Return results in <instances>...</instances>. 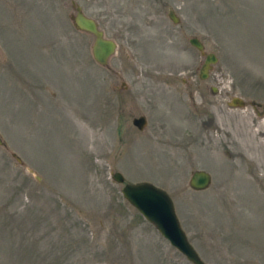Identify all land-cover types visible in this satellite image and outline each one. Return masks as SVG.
<instances>
[{
    "label": "rangeland",
    "instance_id": "rangeland-1",
    "mask_svg": "<svg viewBox=\"0 0 264 264\" xmlns=\"http://www.w3.org/2000/svg\"><path fill=\"white\" fill-rule=\"evenodd\" d=\"M263 119L264 0H0V264H192L121 194L141 180L204 262L264 264Z\"/></svg>",
    "mask_w": 264,
    "mask_h": 264
},
{
    "label": "water",
    "instance_id": "water-1",
    "mask_svg": "<svg viewBox=\"0 0 264 264\" xmlns=\"http://www.w3.org/2000/svg\"><path fill=\"white\" fill-rule=\"evenodd\" d=\"M74 10L71 20L76 29L85 31L93 36L90 46L92 58L98 64H105L107 59L115 52L116 43L113 39L105 37L102 30L99 29L96 21L86 15L78 4L71 1ZM168 15L175 21V16L171 9H168ZM188 42L200 52L203 51V44L195 37L188 38ZM216 60L212 52L204 54L203 60L198 68V77L206 78L211 64ZM230 105H243L244 100L239 96L232 95L229 98ZM131 123L138 129H142L146 123L143 114L133 116ZM2 142L0 138V143ZM111 178L116 182H123V176L118 171H113ZM210 183V174L204 169H194L190 172L187 184L194 190L204 189ZM123 197L163 236L173 247H175L192 264H207L204 262L192 244L186 237L176 216L173 202L168 193L159 186L146 181L124 182L120 188Z\"/></svg>",
    "mask_w": 264,
    "mask_h": 264
},
{
    "label": "bare ground",
    "instance_id": "bare-ground-1",
    "mask_svg": "<svg viewBox=\"0 0 264 264\" xmlns=\"http://www.w3.org/2000/svg\"><path fill=\"white\" fill-rule=\"evenodd\" d=\"M261 124L264 125V119L262 120ZM262 125H260V126H262ZM247 134L250 135L251 134L250 131H247ZM261 134H264V129H262V128L258 129L254 136L261 135ZM257 148H259V147H257ZM249 159L251 160V158H249Z\"/></svg>",
    "mask_w": 264,
    "mask_h": 264
}]
</instances>
